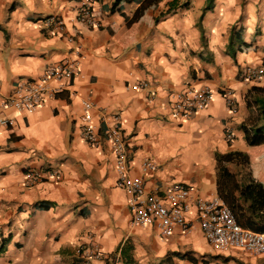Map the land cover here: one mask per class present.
<instances>
[{
    "label": "crops",
    "instance_id": "0c3cea01",
    "mask_svg": "<svg viewBox=\"0 0 264 264\" xmlns=\"http://www.w3.org/2000/svg\"><path fill=\"white\" fill-rule=\"evenodd\" d=\"M87 2L100 27L78 19ZM52 15L64 19V31L49 24ZM67 56L79 57L77 74L52 79L34 111L8 103L19 82ZM247 65L264 66V0H0V116L14 118L0 126V264H264L261 254L214 248L196 219L166 238L153 224L133 223L132 194L119 184L104 135L120 116L131 174L143 176L147 190L175 180L225 202L217 153L264 147L245 138L243 123L259 121L246 93L264 85L243 79ZM188 86L215 95L181 117L172 111L173 93ZM86 102L99 144L83 137ZM147 158L158 168L143 173ZM32 170L43 176L29 184ZM242 203L239 222L264 230ZM94 250L102 256L91 257Z\"/></svg>",
    "mask_w": 264,
    "mask_h": 264
},
{
    "label": "built area",
    "instance_id": "2783aa9c",
    "mask_svg": "<svg viewBox=\"0 0 264 264\" xmlns=\"http://www.w3.org/2000/svg\"><path fill=\"white\" fill-rule=\"evenodd\" d=\"M78 19L90 27H100L101 20L94 13V8L87 2L82 5ZM50 25L57 30L64 31L66 24L58 15L47 18ZM74 40V37H69ZM79 57H65L50 63L39 78L26 79L16 86L8 103L18 110L34 111L41 105L49 92L52 79H72L79 70ZM243 79L248 81L264 79V66L247 65ZM225 97L235 110L234 91H225ZM215 91L210 87L188 86L173 93L171 102L172 111L181 117H190L196 112L206 108L212 101ZM91 102L85 103V112L82 115V131L86 141L99 144L100 135L96 132L92 122L90 109ZM14 118L0 116V126L12 125ZM110 140L116 154V169L119 184L131 194L130 208L132 221L136 225L145 226L153 224L157 234L162 238L171 235L177 225L188 231L196 219L204 232L207 241L218 250L239 248L248 253L264 255V230L244 227L238 220L234 210L218 198H204L197 195L195 187L180 181H169L158 185L155 190H147L143 176L131 174V158L128 141L125 137L120 116L116 117L114 124L110 125L105 133ZM232 137V133H228ZM142 172L147 173L158 168L155 161L150 158L142 162ZM58 176V171H52ZM29 184L40 180L42 171L32 170L27 173ZM101 257L98 250L91 253V257ZM87 264L90 259L86 260Z\"/></svg>",
    "mask_w": 264,
    "mask_h": 264
},
{
    "label": "trees",
    "instance_id": "16d2710c",
    "mask_svg": "<svg viewBox=\"0 0 264 264\" xmlns=\"http://www.w3.org/2000/svg\"><path fill=\"white\" fill-rule=\"evenodd\" d=\"M209 3L212 0H208ZM248 105H256L259 109V121L248 125L243 123L245 138L250 145H259L264 143V85H254L246 93ZM243 158V161H241ZM249 155L243 151H229L226 153H217V159L221 163L219 171L220 197L223 198L235 213L238 211L245 215L244 204H248L247 210H252L258 221L264 220V184L258 180L252 179L249 182L241 184L237 180L238 174L226 166V162H248ZM249 176V175H248ZM239 190V197L235 190ZM227 191V193H226ZM238 198L239 201H236ZM247 214V213H246Z\"/></svg>",
    "mask_w": 264,
    "mask_h": 264
},
{
    "label": "rangeland",
    "instance_id": "374dc122",
    "mask_svg": "<svg viewBox=\"0 0 264 264\" xmlns=\"http://www.w3.org/2000/svg\"><path fill=\"white\" fill-rule=\"evenodd\" d=\"M248 162L244 163L241 158V164L232 165L231 169L238 175H249L264 180V147L257 153H249Z\"/></svg>",
    "mask_w": 264,
    "mask_h": 264
}]
</instances>
